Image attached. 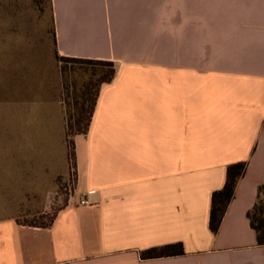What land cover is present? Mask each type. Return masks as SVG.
<instances>
[{"label":"crops","instance_id":"obj_1","mask_svg":"<svg viewBox=\"0 0 264 264\" xmlns=\"http://www.w3.org/2000/svg\"><path fill=\"white\" fill-rule=\"evenodd\" d=\"M51 3L56 51L116 74L74 136L68 202L49 227L0 218V264H264L247 217L264 186V0ZM54 102L67 147L60 90ZM236 161L212 232L211 194ZM176 242L184 253L140 255Z\"/></svg>","mask_w":264,"mask_h":264},{"label":"rangeland","instance_id":"obj_2","mask_svg":"<svg viewBox=\"0 0 264 264\" xmlns=\"http://www.w3.org/2000/svg\"><path fill=\"white\" fill-rule=\"evenodd\" d=\"M62 62L49 0H0V218L47 223L74 191L54 101L95 76L72 62L62 73Z\"/></svg>","mask_w":264,"mask_h":264},{"label":"trees","instance_id":"obj_3","mask_svg":"<svg viewBox=\"0 0 264 264\" xmlns=\"http://www.w3.org/2000/svg\"><path fill=\"white\" fill-rule=\"evenodd\" d=\"M49 5L51 8V19L53 26L51 0H49ZM52 32L54 36L53 27ZM57 55L58 59L63 61L61 63L62 73L66 72L67 62H72L93 65L90 68L92 69L90 73L95 76L94 78L92 76L88 81L83 82L82 89L79 91L80 93L74 89L71 94H67L65 97H63L62 94V101L65 106V140L69 150V157L74 167V136L77 134L87 133L100 87L102 84L109 83L113 80L116 74V64L113 61L103 59L80 58L63 55L59 56L58 52ZM246 166V161H236L229 163L226 167V178L223 186L220 189L212 192L209 213V228L212 232H216L218 230L228 203L234 197L236 183L238 179L245 173ZM55 216L56 214H54L47 223L29 222L27 224L49 227L52 225ZM247 217L249 219L250 226L255 231L257 243L259 245H264V186H259L256 201L248 210ZM182 253H184L182 243L176 242L150 247L141 251L140 255L142 258H153L179 255Z\"/></svg>","mask_w":264,"mask_h":264},{"label":"built area","instance_id":"obj_4","mask_svg":"<svg viewBox=\"0 0 264 264\" xmlns=\"http://www.w3.org/2000/svg\"><path fill=\"white\" fill-rule=\"evenodd\" d=\"M81 202H82V203H85V202H87V201H86V200H81Z\"/></svg>","mask_w":264,"mask_h":264}]
</instances>
